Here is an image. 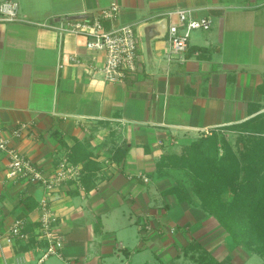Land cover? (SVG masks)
I'll return each instance as SVG.
<instances>
[{
  "label": "crops",
  "instance_id": "1",
  "mask_svg": "<svg viewBox=\"0 0 264 264\" xmlns=\"http://www.w3.org/2000/svg\"><path fill=\"white\" fill-rule=\"evenodd\" d=\"M16 1L17 20L0 14V134L10 138L26 124L31 135L13 143L45 178L63 159L80 177L52 194L64 245L62 256L42 259L46 243L34 236L45 187L8 179L0 153V231L19 218L32 235L13 245L0 240V264L249 262L256 254L230 247L212 215L166 194L173 181L158 174V163L180 143L264 112V0ZM112 3L120 13L103 21L105 29L132 25L138 45V69L123 83L104 80L105 54L89 50L84 36L55 28ZM179 8L213 24L172 57L169 26L177 19L167 13ZM77 143L87 157L74 163ZM123 146L124 159L115 161Z\"/></svg>",
  "mask_w": 264,
  "mask_h": 264
},
{
  "label": "built area",
  "instance_id": "2",
  "mask_svg": "<svg viewBox=\"0 0 264 264\" xmlns=\"http://www.w3.org/2000/svg\"><path fill=\"white\" fill-rule=\"evenodd\" d=\"M20 4L16 0H6L0 4V14L3 21L18 19ZM120 13L117 3L100 9L91 19L65 20L59 27H55L61 34L73 33L82 35L87 40V48L92 51L103 52L105 61L101 73L106 82L123 83L130 79L138 69V45L136 32L132 25H122L106 30L103 21H116ZM169 18H176L169 26V41L171 56L177 57L188 49L191 34L196 30H208L213 20L209 16L198 17L189 8H179L167 13ZM72 60L80 64L81 61L73 55ZM26 131V124H21L14 130L10 138L0 134V153H6L8 165L6 177L8 179H25L34 184H42L46 194L39 202V218L36 230L37 241H44L46 248L42 259L49 256H62L64 245L63 235L58 230L59 216L52 206V194L63 183L78 179V167L67 159L59 162L52 177L45 178L39 167L13 143V139L22 138ZM31 135V133H30ZM145 181H148L144 177ZM1 197V194H0ZM28 223L24 219H15L5 232L0 231V240L9 245L15 242H27L31 237ZM175 229H170L174 233Z\"/></svg>",
  "mask_w": 264,
  "mask_h": 264
},
{
  "label": "trees",
  "instance_id": "3",
  "mask_svg": "<svg viewBox=\"0 0 264 264\" xmlns=\"http://www.w3.org/2000/svg\"><path fill=\"white\" fill-rule=\"evenodd\" d=\"M260 89L264 92V85ZM231 126L253 135L244 163L229 144L220 154L216 148L218 139L214 138L217 153L210 156L203 140H198L193 143L200 151L194 171L183 166L179 167L180 173L175 172L177 167L171 168V156L165 154L158 163V174L173 181L166 194L180 203L198 204L220 223L230 247L264 259V112ZM83 147L81 143L73 147L72 162L86 159L82 156ZM122 150V158L115 156V161L124 159L128 147L123 146ZM204 262L227 264L207 256Z\"/></svg>",
  "mask_w": 264,
  "mask_h": 264
},
{
  "label": "rangeland",
  "instance_id": "4",
  "mask_svg": "<svg viewBox=\"0 0 264 264\" xmlns=\"http://www.w3.org/2000/svg\"><path fill=\"white\" fill-rule=\"evenodd\" d=\"M241 131L242 130H240L239 127L236 126L220 127L200 134V136L192 142L180 143L176 148L167 153L171 156V168H173L174 166L177 167V169H175V172L177 171L178 173H180L179 167L183 166L187 167L186 169H188L189 171H194L193 168L195 167L196 157L199 155L198 152L200 151L198 150V148L193 146V143L198 140H203L202 144L207 147L210 156H215L217 151L218 153L223 154L224 146H226V144H229L233 151L236 153L237 157L241 160L242 163H244V153H246V151H248V149L250 148L253 135ZM214 138L218 139L216 147L217 151L213 145ZM246 264H264V259L260 256L255 255Z\"/></svg>",
  "mask_w": 264,
  "mask_h": 264
},
{
  "label": "water",
  "instance_id": "5",
  "mask_svg": "<svg viewBox=\"0 0 264 264\" xmlns=\"http://www.w3.org/2000/svg\"><path fill=\"white\" fill-rule=\"evenodd\" d=\"M92 17L91 14H81V15H74L71 17H68L67 20H79V19H86ZM59 21V19H57Z\"/></svg>",
  "mask_w": 264,
  "mask_h": 264
}]
</instances>
